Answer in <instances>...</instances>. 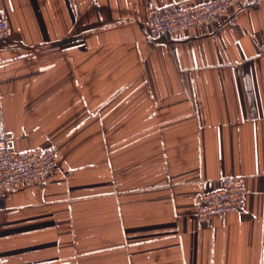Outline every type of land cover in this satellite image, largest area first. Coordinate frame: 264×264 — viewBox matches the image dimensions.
Listing matches in <instances>:
<instances>
[{
	"label": "crops",
	"instance_id": "crops-1",
	"mask_svg": "<svg viewBox=\"0 0 264 264\" xmlns=\"http://www.w3.org/2000/svg\"><path fill=\"white\" fill-rule=\"evenodd\" d=\"M201 1L0 0V130L58 148L0 190V264H264V0L152 34ZM226 176L243 208L200 220Z\"/></svg>",
	"mask_w": 264,
	"mask_h": 264
},
{
	"label": "built area",
	"instance_id": "built-area-1",
	"mask_svg": "<svg viewBox=\"0 0 264 264\" xmlns=\"http://www.w3.org/2000/svg\"><path fill=\"white\" fill-rule=\"evenodd\" d=\"M255 0H202L190 7L175 4L155 6L151 13L152 34L160 36L188 27L202 26L227 17L229 8L237 3H251ZM8 32L7 21L0 18V38ZM264 57V45L260 46ZM58 148L54 144L33 148H14L13 138L0 130V190L15 188L20 183L43 184L46 176L56 166ZM245 185L242 177L226 176L220 179L217 188L201 195L196 215L205 220L211 215H224L243 208Z\"/></svg>",
	"mask_w": 264,
	"mask_h": 264
}]
</instances>
